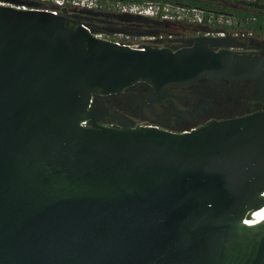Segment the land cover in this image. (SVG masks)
Instances as JSON below:
<instances>
[{
    "label": "water",
    "instance_id": "95a60500",
    "mask_svg": "<svg viewBox=\"0 0 264 264\" xmlns=\"http://www.w3.org/2000/svg\"><path fill=\"white\" fill-rule=\"evenodd\" d=\"M6 3L37 9L0 6V264H264V113L171 133L94 108L203 78L264 96V55L213 37L132 49Z\"/></svg>",
    "mask_w": 264,
    "mask_h": 264
},
{
    "label": "flooded vegetation",
    "instance_id": "af4514ba",
    "mask_svg": "<svg viewBox=\"0 0 264 264\" xmlns=\"http://www.w3.org/2000/svg\"><path fill=\"white\" fill-rule=\"evenodd\" d=\"M168 1L189 7L183 2L179 3L178 0ZM193 1L200 4L194 8L204 20L210 16L229 20L233 33L251 30L245 27L246 23L260 16L261 21L263 20L262 31L251 30L253 31L252 37L241 36L240 39H236L235 41L246 44V47L244 49L235 48L232 51L264 55V0ZM107 3L109 5H106ZM117 3L97 0V4L104 10L65 11L64 16L70 20L85 23L92 31L105 35L143 36L155 33L164 36L161 45L149 43L151 45L148 46L183 48L190 45L189 40L206 37L203 30H207V27L203 24L182 26L179 22L153 21L145 17L139 18L109 11L113 7L116 8ZM169 28L179 31L168 33ZM255 83L254 80L239 83L222 80L220 83H214L203 78L194 85L169 87L168 93L173 96L151 105L147 103L148 98L154 94L153 89L148 85L132 86L117 95L95 97L94 108L96 110L107 111L116 117H121L127 121V124L121 125L114 117L99 115L97 124L117 130L151 126L171 133H184L197 130L212 122L264 113V96L259 92Z\"/></svg>",
    "mask_w": 264,
    "mask_h": 264
},
{
    "label": "built area",
    "instance_id": "2783aa9c",
    "mask_svg": "<svg viewBox=\"0 0 264 264\" xmlns=\"http://www.w3.org/2000/svg\"><path fill=\"white\" fill-rule=\"evenodd\" d=\"M47 1V0H43ZM38 3V2H37ZM39 4V3H38ZM55 9H40L48 10L55 16H64L65 11H102L103 7L97 4V0H54ZM0 6H11L17 10L29 11L37 9L36 7L28 6H16L9 3L0 2ZM109 11H115L120 14H129L137 17H145L152 19L153 21H167V22H187V24H203L207 27L204 31L206 37L225 38V39H240L243 37H252L253 31L233 33L231 31V22L224 20L223 18L216 19L214 16H210L207 19H203L202 15L195 8L186 7L183 5H177L174 3H122L119 2L116 8L113 7ZM66 17V16H65ZM88 31H92L87 25ZM94 32V31H93ZM93 35L97 38L112 41L118 45L127 46L132 49H137L139 46H148L149 43H156L161 45V41L164 38L163 35L147 34L140 37L133 38L130 34H115L105 35L103 33L94 32ZM160 47V46H159Z\"/></svg>",
    "mask_w": 264,
    "mask_h": 264
},
{
    "label": "trees",
    "instance_id": "16d2710c",
    "mask_svg": "<svg viewBox=\"0 0 264 264\" xmlns=\"http://www.w3.org/2000/svg\"><path fill=\"white\" fill-rule=\"evenodd\" d=\"M28 1L37 3L40 0H28ZM108 1L112 4L117 3V2H122V3H135V2L144 3L145 2V0H108ZM157 1L162 2V3H168L169 2L168 0H157ZM178 1H179V3L183 2L184 5H189V7H191V8H194L195 6L200 5L198 2L193 1V0H178ZM245 27L248 29H251L253 31H256V32H261L262 28H263V20L261 21L260 16H257V19H255V20L252 19L251 22H247Z\"/></svg>",
    "mask_w": 264,
    "mask_h": 264
},
{
    "label": "rangeland",
    "instance_id": "374dc122",
    "mask_svg": "<svg viewBox=\"0 0 264 264\" xmlns=\"http://www.w3.org/2000/svg\"><path fill=\"white\" fill-rule=\"evenodd\" d=\"M99 1H101V0H99ZM0 2L6 3V0H0ZM145 2L159 3L157 0H145ZM38 3L40 5V7L44 8V9H50V10H54L55 9L54 0H47V1L40 0ZM106 5H109V4L107 3ZM180 25L186 26L188 24H187V22H181ZM177 31H179V30L178 29H172V28L168 29V33L177 32ZM133 38H138L139 39L140 37H136V36L133 35Z\"/></svg>",
    "mask_w": 264,
    "mask_h": 264
}]
</instances>
